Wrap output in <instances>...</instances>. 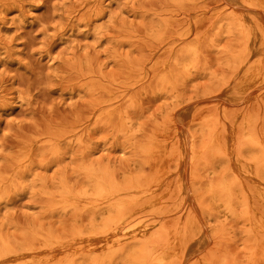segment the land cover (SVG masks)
I'll use <instances>...</instances> for the list:
<instances>
[{"label": "rangeland", "instance_id": "rangeland-1", "mask_svg": "<svg viewBox=\"0 0 264 264\" xmlns=\"http://www.w3.org/2000/svg\"><path fill=\"white\" fill-rule=\"evenodd\" d=\"M261 10L0 0V264H264Z\"/></svg>", "mask_w": 264, "mask_h": 264}, {"label": "bare ground", "instance_id": "bare-ground-1", "mask_svg": "<svg viewBox=\"0 0 264 264\" xmlns=\"http://www.w3.org/2000/svg\"><path fill=\"white\" fill-rule=\"evenodd\" d=\"M245 1H247L248 3H250V4H254V5H256L257 7H259L260 9H262L263 11H264V0H245ZM246 3V2H245ZM249 7V6H248ZM252 9H254L253 7H251ZM261 10V11H262ZM240 18V17H239ZM237 25L238 26H240L241 28H242V30L244 31V36H245V38H246V40H247V43L249 42V41H252L253 39H254V36H253V33H254V29L251 27L252 26V24L250 23V20H247V19H244V18H241L239 21H237ZM245 49V48H244ZM186 52H188L187 53V55L190 57V58H193L194 57V55H195V53H196V48L194 47V46H190L189 48H187L186 49ZM256 59V58H255ZM243 62V61H242ZM252 65V64H251ZM256 74V72H251V73H249L248 75H247V78H253L254 77V75ZM242 88V87H241ZM117 114V113H116ZM245 122H246V120H245ZM221 125V124H220ZM256 127V126H255ZM212 129V128H211ZM228 129V128H227ZM164 133V132H163ZM248 133V132H247ZM161 134H162V131H161ZM162 135H164V134H162ZM228 136V135H227ZM247 136H249L250 137V135L249 134H247ZM156 138V137H155ZM233 138H234V136H233ZM200 140V139H199ZM220 140V135H219V133L218 132H213L212 134H211V137H210V144H212V145H217V143H218V141ZM155 141V140H154ZM156 142H158V141H156ZM166 143V142H165ZM198 143H200V142H198ZM154 144V143H153ZM228 144V143H227ZM162 145H164V144H162ZM178 145V144H177ZM153 147H155V146H153ZM175 147V146H174ZM185 147V146H184ZM206 146H204V148H205ZM157 148V150H158V157H154V159L155 158H157L156 159V161L154 162V164H156L158 167V170H160V169H162L163 167H165V164H166V162L168 161V158H169V155H170V153H172L173 151H175V150H177V152H178V154L179 155H181L182 157L183 156H185L187 153L184 151V150H182L181 148H178V149H174L173 151L170 149H168V148H166V147H164V146H157L156 147ZM187 148H189V147H187ZM203 148V149H204ZM232 148V147H231ZM153 149V148H152ZM200 149H202V148H200ZM214 149V148H213ZM227 149H228V147H227ZM146 150V149H145ZM187 150H189L188 151V155H189V158H193L194 156H195V149H194V143L192 142L191 143V147H190V149H187ZM150 151V150H149ZM203 151V150H202ZM205 151V150H204ZM204 151L202 152V154H204ZM157 152V151H156ZM204 157L205 156H203V159H204ZM231 157V156H230ZM202 159V158H201ZM231 160V159H230ZM234 168H235V166H234ZM155 169V168H154ZM238 173V172H237ZM236 173V174H237ZM241 173V172H240ZM239 174V173H238ZM242 176H243V174H242ZM157 178V176H153V178H154V180H153V182L155 181L156 183H157V180H158V178H157V180H156V178ZM241 180V179H240ZM150 181V180H149ZM159 181V180H158ZM249 181H251V180H249ZM152 183V182H151ZM150 184V183H149ZM255 184V183H254ZM263 185V184H262ZM219 186H220V184H219ZM264 186V185H263ZM218 187V186H217ZM225 187H226V185L225 184H222V189H225ZM150 188V187H149ZM117 198V197H116ZM125 200V201H124ZM124 200H119V201H117V199H114V200H110V207H112V208H115V209H117V210H123L125 207H126V199H124ZM127 214H123V216L122 217H125ZM123 219V218H122ZM121 219V220H122ZM186 228V227H185ZM106 230V229H105ZM103 231H104V229H103ZM99 234H101V233H99ZM108 233H104L102 236H104V238H108V236H109V234L107 235ZM181 234H182V232L181 231H178L175 235L173 234V236H172V238H171V241H170V245H169V251H167L166 252V254L165 253H163V254H161V255H159V256H156V258H155V260H160V261H163V260H165V259H168L171 255H173V254H175V253H177L179 250H180V247H181ZM186 234V233H185ZM155 247V246H154ZM157 247V246H156ZM161 250V249H160ZM168 250V249H167ZM152 251H154V250H152ZM158 255V254H157ZM168 257V258H167ZM146 262H147V260H146ZM151 263V262H150Z\"/></svg>", "mask_w": 264, "mask_h": 264}]
</instances>
